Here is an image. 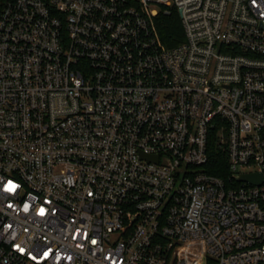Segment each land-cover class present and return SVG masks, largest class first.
Segmentation results:
<instances>
[{
  "label": "built area",
  "instance_id": "1",
  "mask_svg": "<svg viewBox=\"0 0 264 264\" xmlns=\"http://www.w3.org/2000/svg\"><path fill=\"white\" fill-rule=\"evenodd\" d=\"M0 264H264V0H0Z\"/></svg>",
  "mask_w": 264,
  "mask_h": 264
},
{
  "label": "trees",
  "instance_id": "2",
  "mask_svg": "<svg viewBox=\"0 0 264 264\" xmlns=\"http://www.w3.org/2000/svg\"><path fill=\"white\" fill-rule=\"evenodd\" d=\"M155 28L161 44L167 49L177 47L185 41L181 19L175 9L169 14L160 13L155 18ZM207 155L206 172L225 179L228 175V161L225 150L219 146L216 131L209 138Z\"/></svg>",
  "mask_w": 264,
  "mask_h": 264
},
{
  "label": "water",
  "instance_id": "3",
  "mask_svg": "<svg viewBox=\"0 0 264 264\" xmlns=\"http://www.w3.org/2000/svg\"><path fill=\"white\" fill-rule=\"evenodd\" d=\"M239 182H246L252 185H259L262 181L261 174H250V175H242L238 179Z\"/></svg>",
  "mask_w": 264,
  "mask_h": 264
},
{
  "label": "snow or ice",
  "instance_id": "4",
  "mask_svg": "<svg viewBox=\"0 0 264 264\" xmlns=\"http://www.w3.org/2000/svg\"><path fill=\"white\" fill-rule=\"evenodd\" d=\"M16 187H17V186L14 185L11 181H9L7 185H5V188H6L8 191H12V190H14ZM41 211H43V209H42ZM94 242H95V241H94ZM45 255H47V253H46Z\"/></svg>",
  "mask_w": 264,
  "mask_h": 264
},
{
  "label": "rangeland",
  "instance_id": "5",
  "mask_svg": "<svg viewBox=\"0 0 264 264\" xmlns=\"http://www.w3.org/2000/svg\"><path fill=\"white\" fill-rule=\"evenodd\" d=\"M252 170H253V169H251V170H247V169H246V170H244V172H247V171H252Z\"/></svg>",
  "mask_w": 264,
  "mask_h": 264
}]
</instances>
